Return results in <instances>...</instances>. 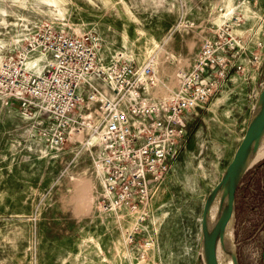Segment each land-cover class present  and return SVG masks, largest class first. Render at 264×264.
Masks as SVG:
<instances>
[{"label":"rangeland","instance_id":"obj_1","mask_svg":"<svg viewBox=\"0 0 264 264\" xmlns=\"http://www.w3.org/2000/svg\"><path fill=\"white\" fill-rule=\"evenodd\" d=\"M223 15L237 18L232 34L243 37L248 56L264 40V0H0V59L47 27L92 34L104 56L153 62L148 94L158 99L175 91ZM228 72L215 95L187 114L186 135L138 226L104 210L80 134L54 122L43 135L20 116L18 102L0 101V264H206L204 207L255 121L264 51L257 68ZM234 197L236 263L264 264V158L247 169Z\"/></svg>","mask_w":264,"mask_h":264},{"label":"built area","instance_id":"obj_2","mask_svg":"<svg viewBox=\"0 0 264 264\" xmlns=\"http://www.w3.org/2000/svg\"><path fill=\"white\" fill-rule=\"evenodd\" d=\"M223 16L170 95L149 96L156 82L153 62L104 56L92 34L47 27L0 59V101L18 102L20 116L42 126L43 135L54 122L80 134L93 156L104 210L132 217L138 226L149 214L153 185L167 175L186 135L187 114L215 95L230 69L243 73L260 65L264 40L247 56L243 37L232 34L230 21L237 18Z\"/></svg>","mask_w":264,"mask_h":264},{"label":"bare ground","instance_id":"obj_3","mask_svg":"<svg viewBox=\"0 0 264 264\" xmlns=\"http://www.w3.org/2000/svg\"><path fill=\"white\" fill-rule=\"evenodd\" d=\"M263 108L264 102L261 100L256 110L255 121L260 118ZM263 142L264 126L259 137L253 139L251 146L239 159V164L235 168L231 181H228L227 184L221 183L210 200L207 201L208 204L203 219L202 239L207 254L209 241L214 238L217 264H237L232 245L233 215L229 212V194L242 173L264 158V152L258 153L257 150V146L259 144L262 146Z\"/></svg>","mask_w":264,"mask_h":264},{"label":"water","instance_id":"obj_4","mask_svg":"<svg viewBox=\"0 0 264 264\" xmlns=\"http://www.w3.org/2000/svg\"><path fill=\"white\" fill-rule=\"evenodd\" d=\"M261 100L264 102V90H263L262 94L260 95L258 101H261ZM263 126H264V108H263V111H262L260 118L258 120H256V121L251 120V122L248 126V129H247V132L244 136L243 142L240 145V147L238 148L232 162L227 167L220 183H224V184L226 183L227 184L228 181H231L233 174L235 172V168L239 164V159L241 158V156H243L245 154L247 149L251 146L253 139H256L259 137ZM244 172L242 173V176H243ZM242 176H240V178L237 180L236 184L234 185L233 189L231 190V193L229 194V199H228L229 212L232 215L234 214V200H235L234 194H235L236 188H237ZM219 184L215 188H217L219 186ZM213 192H214V190L212 191V193ZM204 211H205V207H204ZM204 211H203V216H202V223H203V219H204ZM211 240L209 241V244L207 247V255L208 256H207L206 264H217V261L215 258L214 238H212ZM263 261H264V257H263Z\"/></svg>","mask_w":264,"mask_h":264},{"label":"crops","instance_id":"obj_5","mask_svg":"<svg viewBox=\"0 0 264 264\" xmlns=\"http://www.w3.org/2000/svg\"><path fill=\"white\" fill-rule=\"evenodd\" d=\"M228 73H229V72H228ZM223 81H224V80H223ZM223 81H222L221 83H223ZM220 85H221V84H220ZM256 168H257V167H256ZM244 175H245V173L243 174V177H244ZM243 177H242V178H243ZM242 178H241V179H242Z\"/></svg>","mask_w":264,"mask_h":264}]
</instances>
